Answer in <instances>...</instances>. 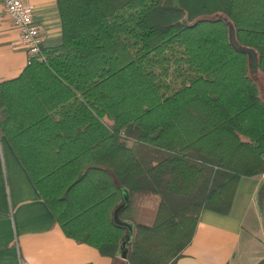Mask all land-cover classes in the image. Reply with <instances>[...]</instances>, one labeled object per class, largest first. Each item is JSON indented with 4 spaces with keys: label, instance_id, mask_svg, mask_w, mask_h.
<instances>
[{
    "label": "trees",
    "instance_id": "trees-1",
    "mask_svg": "<svg viewBox=\"0 0 264 264\" xmlns=\"http://www.w3.org/2000/svg\"><path fill=\"white\" fill-rule=\"evenodd\" d=\"M57 6L60 43L0 83V132L67 236L114 264H176L202 212L228 214L241 178L264 173V0Z\"/></svg>",
    "mask_w": 264,
    "mask_h": 264
},
{
    "label": "crops",
    "instance_id": "crops-1",
    "mask_svg": "<svg viewBox=\"0 0 264 264\" xmlns=\"http://www.w3.org/2000/svg\"><path fill=\"white\" fill-rule=\"evenodd\" d=\"M43 29L45 47L60 43L57 0H24ZM29 63L21 33L0 1V83ZM264 177L241 178L228 214L205 210L192 243L176 264H258L264 259ZM0 264H114L67 236L43 200L10 139L0 132Z\"/></svg>",
    "mask_w": 264,
    "mask_h": 264
},
{
    "label": "built area",
    "instance_id": "built-area-1",
    "mask_svg": "<svg viewBox=\"0 0 264 264\" xmlns=\"http://www.w3.org/2000/svg\"><path fill=\"white\" fill-rule=\"evenodd\" d=\"M13 24L21 33V46L33 58L45 60L43 29L35 20V12L24 0H0ZM264 177V173L262 174Z\"/></svg>",
    "mask_w": 264,
    "mask_h": 264
},
{
    "label": "water",
    "instance_id": "water-1",
    "mask_svg": "<svg viewBox=\"0 0 264 264\" xmlns=\"http://www.w3.org/2000/svg\"><path fill=\"white\" fill-rule=\"evenodd\" d=\"M234 33H235V30L232 29L231 30V41H232V43L234 45H236V42H235V39H234ZM246 50L250 54V57H251L252 70L253 71H257V69H258V62L256 60L255 51L252 50V49H249V48H247ZM124 197H125L124 204H128L130 202V197L128 196L127 192H125ZM122 207H123V205H121V206H119V207H117L115 209L114 218L116 219V221H117V223L119 225L124 226V227H126L128 229V232L125 235V239L122 242L121 247H120V251L118 253L119 257H121L123 259H126L128 257V255H129V251H130L129 243L133 239V235H134V231H135V225L133 223H130V222H127V221H120V220H118L117 216H118L119 211L121 210Z\"/></svg>",
    "mask_w": 264,
    "mask_h": 264
},
{
    "label": "rangeland",
    "instance_id": "rangeland-1",
    "mask_svg": "<svg viewBox=\"0 0 264 264\" xmlns=\"http://www.w3.org/2000/svg\"><path fill=\"white\" fill-rule=\"evenodd\" d=\"M257 81L260 85V96L264 100V77L261 74H257ZM135 205L140 207H146L150 209H155L157 204V199L154 197H136L134 200Z\"/></svg>",
    "mask_w": 264,
    "mask_h": 264
}]
</instances>
